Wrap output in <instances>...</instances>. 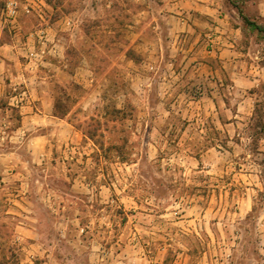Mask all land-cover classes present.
I'll use <instances>...</instances> for the list:
<instances>
[{"label": "rangeland", "instance_id": "rangeland-1", "mask_svg": "<svg viewBox=\"0 0 264 264\" xmlns=\"http://www.w3.org/2000/svg\"><path fill=\"white\" fill-rule=\"evenodd\" d=\"M164 3L0 0V264H264V81Z\"/></svg>", "mask_w": 264, "mask_h": 264}, {"label": "crops", "instance_id": "crops-1", "mask_svg": "<svg viewBox=\"0 0 264 264\" xmlns=\"http://www.w3.org/2000/svg\"><path fill=\"white\" fill-rule=\"evenodd\" d=\"M242 1L244 5L237 7L238 0H165L164 5L171 12L170 15L178 19V24H172L168 29L173 34L180 30L189 31L194 37V51L197 50L201 33L207 35L208 44L212 47L206 50L207 54H216L224 63L234 67L240 63L241 56L251 53L253 61L249 64L248 80L264 81V32L244 24L241 15L247 16L264 29V0ZM245 10H250L251 16L245 14ZM183 13L189 14L188 18L182 16ZM241 40L244 44L239 47ZM238 71L230 72L235 81ZM210 72L213 74L212 70ZM51 110L48 103L40 111L45 117H50Z\"/></svg>", "mask_w": 264, "mask_h": 264}, {"label": "trees", "instance_id": "trees-1", "mask_svg": "<svg viewBox=\"0 0 264 264\" xmlns=\"http://www.w3.org/2000/svg\"><path fill=\"white\" fill-rule=\"evenodd\" d=\"M241 13V12H240ZM242 15V19L244 24H246L247 26L251 27L252 29H256L257 31H263L264 29L263 27H261L260 25H258L257 23H255V21L250 20L247 16ZM62 94V96L65 98V96L67 97L68 95ZM62 96H54V113L53 115L58 116V117H63L68 110V107L64 106L61 104L60 100ZM260 112V107L256 104L254 107V113H259ZM253 128H256L257 131H255L256 133L262 132L264 130V123L260 120V118H258L256 121L251 123Z\"/></svg>", "mask_w": 264, "mask_h": 264}, {"label": "built area", "instance_id": "built-area-1", "mask_svg": "<svg viewBox=\"0 0 264 264\" xmlns=\"http://www.w3.org/2000/svg\"><path fill=\"white\" fill-rule=\"evenodd\" d=\"M3 8L2 12L5 16V19L15 20L18 12L21 0H2Z\"/></svg>", "mask_w": 264, "mask_h": 264}]
</instances>
